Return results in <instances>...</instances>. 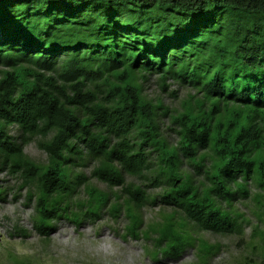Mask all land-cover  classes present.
I'll return each mask as SVG.
<instances>
[{
    "label": "trees",
    "instance_id": "1",
    "mask_svg": "<svg viewBox=\"0 0 264 264\" xmlns=\"http://www.w3.org/2000/svg\"><path fill=\"white\" fill-rule=\"evenodd\" d=\"M152 77L162 91L172 81L194 93L171 110L144 93ZM167 114L175 144L160 128ZM37 137L45 162L24 151ZM3 172L17 177L42 238L62 219L123 214L124 237L151 241L157 258L195 246L196 264L221 244L195 232L242 234L250 219L234 202L252 197L264 257V0H0ZM148 173L156 194L126 178ZM157 204L168 210L147 224L142 209Z\"/></svg>",
    "mask_w": 264,
    "mask_h": 264
},
{
    "label": "rangeland",
    "instance_id": "2",
    "mask_svg": "<svg viewBox=\"0 0 264 264\" xmlns=\"http://www.w3.org/2000/svg\"><path fill=\"white\" fill-rule=\"evenodd\" d=\"M88 9L96 11L95 6H89ZM98 10L103 14L114 12L111 7L105 6ZM145 19V14L141 13L139 20L145 22ZM161 34L160 43L166 47L168 40L165 28L161 30ZM140 35L145 40V35L143 33ZM169 85L168 91H162L156 77H152L145 84L144 93L156 103L161 101L171 110L180 109L182 102L194 91L188 87L178 86L172 81ZM174 91H177V96L172 94ZM174 127L170 114L161 116V131L172 144L178 139ZM11 132L15 135L19 134L16 127H12ZM39 139L40 137L32 138L24 146V151L33 160L45 162L47 154L40 148ZM184 166L190 169L186 164ZM90 169L87 167L85 171L89 174ZM148 177H150L149 173L145 177L127 176L126 178L128 182L149 187V192L158 193L159 188L151 187L161 186L150 184ZM92 182L101 189H108L106 183L95 178ZM18 187L19 181L16 176L8 172L0 173V188L6 190L0 197V264H18L10 258V254L17 255L21 259H30L27 264H196L199 262L195 246L188 247L176 258L161 254L157 258L152 254L155 257L153 258L147 251L152 247L151 241L124 237L126 219L123 214L117 220H113L106 212L100 220L83 221L80 226L62 219L57 222L48 239L42 238L34 231L31 223L33 208L25 205V191H18ZM250 188L252 193L256 192L253 185ZM234 207L250 219V222L244 225L242 234L195 232L196 236L210 243L221 244L220 252L211 257L208 264H245L253 261L264 264L260 238L253 236L257 224L259 228L263 227L254 213L256 206L253 198L238 197ZM164 209L168 210L160 204L144 207L142 209L144 221L148 224L158 220ZM18 226L27 229L26 237L16 232Z\"/></svg>",
    "mask_w": 264,
    "mask_h": 264
}]
</instances>
